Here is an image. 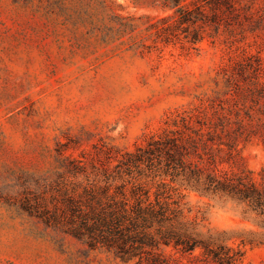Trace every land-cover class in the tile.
Returning <instances> with one entry per match:
<instances>
[{"label":"rangeland","instance_id":"374dc122","mask_svg":"<svg viewBox=\"0 0 264 264\" xmlns=\"http://www.w3.org/2000/svg\"><path fill=\"white\" fill-rule=\"evenodd\" d=\"M149 3L0 0V264H116L111 254L29 215L21 196L51 187L59 157L110 151L115 163L121 152L171 127L178 114L207 103L231 58L244 48L257 51L252 35L241 40L237 32L205 39L199 49L101 40L111 12L170 13ZM241 152L250 168H264L260 138ZM186 199L207 227L255 228L251 215L226 197L191 191ZM242 264H264V245L247 246Z\"/></svg>","mask_w":264,"mask_h":264},{"label":"trees","instance_id":"16d2710c","mask_svg":"<svg viewBox=\"0 0 264 264\" xmlns=\"http://www.w3.org/2000/svg\"><path fill=\"white\" fill-rule=\"evenodd\" d=\"M163 13L116 14L104 43L131 47L180 43L199 49L224 32L252 35L214 79L207 103L185 110L115 163L110 151L59 157L51 187L21 196L23 209L46 227L116 264H242L246 247L264 245V168H250L241 145L264 142V0H150ZM152 38V44L145 40ZM232 200L255 228L218 229L192 216L187 192Z\"/></svg>","mask_w":264,"mask_h":264}]
</instances>
